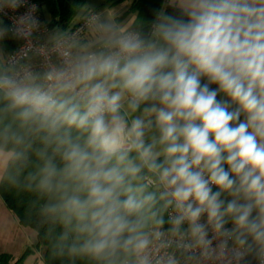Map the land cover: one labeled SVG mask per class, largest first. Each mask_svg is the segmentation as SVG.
Segmentation results:
<instances>
[{
  "label": "clouds",
  "instance_id": "obj_1",
  "mask_svg": "<svg viewBox=\"0 0 264 264\" xmlns=\"http://www.w3.org/2000/svg\"><path fill=\"white\" fill-rule=\"evenodd\" d=\"M162 4L148 34L98 23L44 82L0 72L4 111L43 134L69 255L264 264V0Z\"/></svg>",
  "mask_w": 264,
  "mask_h": 264
},
{
  "label": "trees",
  "instance_id": "obj_2",
  "mask_svg": "<svg viewBox=\"0 0 264 264\" xmlns=\"http://www.w3.org/2000/svg\"><path fill=\"white\" fill-rule=\"evenodd\" d=\"M84 1L37 0L40 19L50 29L59 24H67L76 16ZM163 6L165 5L162 0H131L127 13H134L136 16L132 24L133 30L150 33L153 11ZM45 13L51 17L48 22L45 20ZM0 27L4 30L1 37L4 48L10 51L15 41L8 33L5 23L0 22ZM7 103L0 92V149L10 152V158L0 179L2 201L18 224L35 231L36 242L33 248H43L42 258L45 264H99L88 256L68 254L67 246L72 243L75 234L66 229L58 217L45 211V206L54 203L55 197L40 191L37 187L38 181L33 179L43 164L38 155V152L45 148L41 138L43 134L37 133L31 127H22L12 112L4 111ZM14 136L22 137V142L17 143ZM47 152L52 155L51 146L47 148ZM56 162L60 163L59 156L56 157ZM66 231L69 232L68 239L62 240ZM29 252L30 248L16 263L21 262ZM7 259L9 260L10 256Z\"/></svg>",
  "mask_w": 264,
  "mask_h": 264
},
{
  "label": "built area",
  "instance_id": "obj_3",
  "mask_svg": "<svg viewBox=\"0 0 264 264\" xmlns=\"http://www.w3.org/2000/svg\"><path fill=\"white\" fill-rule=\"evenodd\" d=\"M98 19L99 13L89 10L72 28L52 40H46L50 28L40 19L37 0H0V22L6 24L8 33L15 41L14 47L5 56L3 73L23 76L30 72L39 74L40 82H44L43 77L46 73L65 65L69 56L74 54L77 39ZM3 33L4 30L0 27V36ZM248 262L249 257L240 261V264ZM180 264H237V262L230 257L223 260L181 257Z\"/></svg>",
  "mask_w": 264,
  "mask_h": 264
},
{
  "label": "crops",
  "instance_id": "obj_4",
  "mask_svg": "<svg viewBox=\"0 0 264 264\" xmlns=\"http://www.w3.org/2000/svg\"><path fill=\"white\" fill-rule=\"evenodd\" d=\"M130 3L131 0H120L118 3H115L114 0H112L110 1V3L109 2L104 3L100 9L93 10L99 13V19L94 24H92L81 37L77 39V41L75 42L74 54L80 51L91 50V49L83 48L82 46L84 45H90L92 46V48L96 46L97 37L99 35L96 30L98 23H110L124 30L133 29L132 24L136 16L134 13H127L130 7ZM89 10L92 9H87L81 13L80 12L77 13L76 16L67 24H59L51 28L50 34L47 37H45L46 40H52L57 36L61 35L62 33H64L65 31H67L68 29L72 28L81 20L84 14ZM44 17L47 22L51 20L50 15L47 13L44 14ZM8 52L9 50H7V53ZM1 70L2 72L5 71V66L1 67ZM34 75L40 77L39 74H34ZM9 158H10V152L0 149V179L7 166ZM10 216H13L12 218H15L14 215L7 209V207L5 206L4 202L0 197V221L2 219L3 222H5L6 220H9ZM15 220L16 218L13 219V224H15L16 222ZM35 242L32 243V247L35 244ZM32 251L34 252V255H27V257L28 256L30 257L24 259V264L27 261L29 262V264H45L42 258L43 253L37 248L31 249V252ZM17 260L19 259H17L16 255H10L9 261H11L12 263H16Z\"/></svg>",
  "mask_w": 264,
  "mask_h": 264
},
{
  "label": "rangeland",
  "instance_id": "obj_5",
  "mask_svg": "<svg viewBox=\"0 0 264 264\" xmlns=\"http://www.w3.org/2000/svg\"><path fill=\"white\" fill-rule=\"evenodd\" d=\"M110 1L112 0H85L78 13L87 9H100L104 3H110ZM119 1L120 0H114L115 3ZM1 37L3 36H0V68L5 66V56L7 54ZM12 217L13 216H10L9 220L5 222H3L2 219L0 221V264H24V259L30 256H25V258L18 263H12L7 257L16 255L17 259H20L29 248L33 249L32 243L36 240V234L33 229L18 224L17 220H15L16 222L13 224V219L15 218ZM39 250L43 252V248ZM26 255H34V252H29ZM26 263L29 264L28 261Z\"/></svg>",
  "mask_w": 264,
  "mask_h": 264
},
{
  "label": "water",
  "instance_id": "obj_6",
  "mask_svg": "<svg viewBox=\"0 0 264 264\" xmlns=\"http://www.w3.org/2000/svg\"><path fill=\"white\" fill-rule=\"evenodd\" d=\"M249 261H251V264H254V260L252 257H249Z\"/></svg>",
  "mask_w": 264,
  "mask_h": 264
}]
</instances>
